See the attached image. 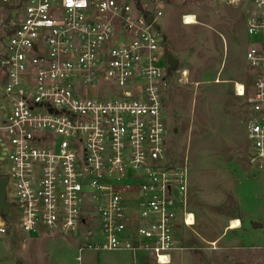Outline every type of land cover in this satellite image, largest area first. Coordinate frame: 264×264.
<instances>
[{"label": "built area", "instance_id": "built-area-1", "mask_svg": "<svg viewBox=\"0 0 264 264\" xmlns=\"http://www.w3.org/2000/svg\"><path fill=\"white\" fill-rule=\"evenodd\" d=\"M169 1L0 0V178L11 204L0 237H77V262L124 251L171 264L182 251L174 231L195 218L186 163L167 152L157 6ZM207 1L246 15L252 72L232 89L249 109L247 164L263 171L264 0ZM187 16L197 23L183 15V25Z\"/></svg>", "mask_w": 264, "mask_h": 264}, {"label": "rangeland", "instance_id": "rangeland-1", "mask_svg": "<svg viewBox=\"0 0 264 264\" xmlns=\"http://www.w3.org/2000/svg\"><path fill=\"white\" fill-rule=\"evenodd\" d=\"M157 8L165 55L176 61L166 65L163 93L167 152L173 164L186 163L195 218L191 228L178 222L174 234L182 251L171 264H264V170L246 163L249 109L232 89L233 82L248 83L252 72L244 57V9L207 0H171ZM183 15H195L197 24L183 25ZM235 219L246 235L226 232ZM79 243L77 237L17 232L0 237V264H154L145 254L132 261L124 251H85L77 262Z\"/></svg>", "mask_w": 264, "mask_h": 264}, {"label": "water", "instance_id": "water-1", "mask_svg": "<svg viewBox=\"0 0 264 264\" xmlns=\"http://www.w3.org/2000/svg\"><path fill=\"white\" fill-rule=\"evenodd\" d=\"M150 21L151 20L148 19V22ZM166 61L169 66L174 67L176 65V61L171 55H166ZM5 184H6V179L4 177H1L0 178V213L2 215H5L8 209L11 207V204L5 201V190H4Z\"/></svg>", "mask_w": 264, "mask_h": 264}, {"label": "crops", "instance_id": "crops-1", "mask_svg": "<svg viewBox=\"0 0 264 264\" xmlns=\"http://www.w3.org/2000/svg\"><path fill=\"white\" fill-rule=\"evenodd\" d=\"M2 18H4V12L2 11V10H0V19H2ZM5 33V31H3L1 28H0V36H3V34ZM1 81V80H0ZM246 163H247V161H246ZM235 220H237V219H235ZM232 220H230L229 222H231ZM238 221V220H237ZM239 223H240V225L238 226V228L237 229H233V230H229L228 229V227H229V224L227 225V227H226V232L227 231H229V232H231V234H236V235H239V234H241V235H246V233L248 232V230H247V228H245V225L244 224H242L240 221H239ZM241 235H240V237H241ZM240 240H241V238H240ZM239 240V241H240ZM236 241H238V240H236ZM235 242V241H234ZM249 246V245H248Z\"/></svg>", "mask_w": 264, "mask_h": 264}, {"label": "bare ground", "instance_id": "bare-ground-1", "mask_svg": "<svg viewBox=\"0 0 264 264\" xmlns=\"http://www.w3.org/2000/svg\"><path fill=\"white\" fill-rule=\"evenodd\" d=\"M185 20L188 21V22H187L188 26H190V24H197V23H194L193 21H191V20H192V17H190V16H187V17L185 18ZM190 221H191V219H190V217H189V218H188V222H190ZM239 225H240L239 221H237V220H232V221L229 223V227H228V229H229V230L237 229Z\"/></svg>", "mask_w": 264, "mask_h": 264}, {"label": "trees", "instance_id": "trees-1", "mask_svg": "<svg viewBox=\"0 0 264 264\" xmlns=\"http://www.w3.org/2000/svg\"><path fill=\"white\" fill-rule=\"evenodd\" d=\"M168 70H166V72H167Z\"/></svg>", "mask_w": 264, "mask_h": 264}]
</instances>
